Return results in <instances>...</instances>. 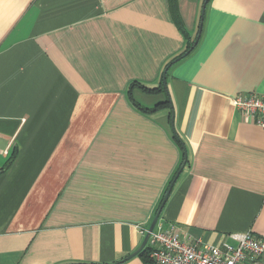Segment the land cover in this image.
I'll return each instance as SVG.
<instances>
[{"label":"crops","instance_id":"0c3cea01","mask_svg":"<svg viewBox=\"0 0 264 264\" xmlns=\"http://www.w3.org/2000/svg\"><path fill=\"white\" fill-rule=\"evenodd\" d=\"M202 2L0 0V264H143L127 257L178 167L157 223L264 238V130L231 101L264 95V0H209L170 108L127 96L159 86Z\"/></svg>","mask_w":264,"mask_h":264},{"label":"built area","instance_id":"2783aa9c","mask_svg":"<svg viewBox=\"0 0 264 264\" xmlns=\"http://www.w3.org/2000/svg\"><path fill=\"white\" fill-rule=\"evenodd\" d=\"M231 101L244 117L264 130V95L240 93ZM148 236L151 264H264V238L249 231L230 234L231 243L214 246L180 236L174 225L156 222Z\"/></svg>","mask_w":264,"mask_h":264},{"label":"trees","instance_id":"16d2710c","mask_svg":"<svg viewBox=\"0 0 264 264\" xmlns=\"http://www.w3.org/2000/svg\"><path fill=\"white\" fill-rule=\"evenodd\" d=\"M206 0H203V2L201 3V5L204 3L205 6H202L201 9H200V14H199V17L198 18V27L196 29V33L193 37H189L188 35H186V47L185 49L179 54L177 55L176 57H174L173 59H171L166 65L165 67L163 68V71H162V76L160 78V82H159V86L156 87V88H153V89H146L145 87L137 84L136 82H133V83H130V86L128 88V97L131 95V90L136 87V88H139L140 90L144 91L145 93H148V94H151V95H157V94H163L165 95V99L161 102H157L152 108H146V107H142L141 105H138V103L132 99V97H129L132 105L138 109L139 111H141L142 113L144 114H151V113H154L156 112L157 110L159 109H162V108H170L171 107V100H170V97L168 95V92H167V89H166V84L165 83H162L163 82V78L165 77V73L167 72V68H169L170 66H172L175 62L183 59L184 57L188 56V54H190L194 48L196 47L197 45V42L199 41V38H200V35H201V29H202V24H203V20H204V15H205V8L207 6V3L209 2V0L206 1ZM170 6L172 7V10L175 9V0H170ZM203 11V16H201V13ZM201 16V17H200ZM178 14L176 12H174V15H173V19L176 23V25L178 26V28L180 29V31H182V33H185L183 31V27H182V24H181V21H180V18H178ZM201 25V27L199 28V26ZM174 138L176 139L177 143H178V146L181 148L182 150V156L181 159H182V162L180 164V167L181 165H183V163L185 162V149H184V146L182 145L183 143L179 140V138L177 137V135L175 134L174 135ZM178 171H180V168L178 167L177 170H175V173L174 175L172 176L170 182L168 183V186L166 187L165 191H164V194L163 196L165 195V193L167 192L169 186L171 185L170 183H173L174 182V179L178 173ZM163 199V198H162ZM162 201V200H161ZM161 201H160V204H161ZM159 204V205H160ZM159 207V206H158ZM138 256L140 257L141 259V262L143 264H151L150 262V259H149V249L147 246H145V248L138 254ZM78 264H81V263H78ZM84 264V263H82ZM90 264V263H88Z\"/></svg>","mask_w":264,"mask_h":264},{"label":"water","instance_id":"95a60500","mask_svg":"<svg viewBox=\"0 0 264 264\" xmlns=\"http://www.w3.org/2000/svg\"><path fill=\"white\" fill-rule=\"evenodd\" d=\"M207 1V0H206ZM206 1H205V3H206ZM203 6H205V4L203 3ZM201 16H203V11H202V13H201ZM200 16V17H201ZM201 27V25L199 26V28ZM164 81H165V77L163 78V82L162 83H164ZM178 173H179V171H178ZM178 173H177V175H178ZM177 175H176V177H175V179L177 178ZM175 179H174V181H175ZM171 185L169 186V188H168V190H167V192L165 193V195L162 197L163 199H162V201H161V204L159 205V207H158V209L156 210V213H155V216L153 217V219H152V221L149 223L150 225H149V227H148V229H147V232H146V234L144 235V238H143V241H142V243L140 244V246L136 249V251L134 252V253H132L131 255H129L127 258H132V257H134V256H136V255H138L144 248H145V246H146V243H147V240H148V235L152 232V230L154 229V227H155V225H156V222H157V220H158V218H159V215H160V213H161V209L163 208V206H164V203L166 202V200H167V198H168V196H169V193H170V191H171V188H172V183H170Z\"/></svg>","mask_w":264,"mask_h":264}]
</instances>
